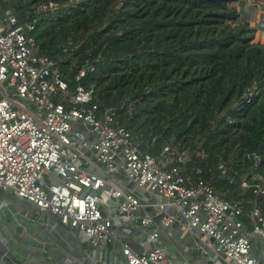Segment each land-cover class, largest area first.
<instances>
[{
	"label": "trees",
	"instance_id": "trees-1",
	"mask_svg": "<svg viewBox=\"0 0 264 264\" xmlns=\"http://www.w3.org/2000/svg\"><path fill=\"white\" fill-rule=\"evenodd\" d=\"M239 0H0L56 62L71 89H94L116 109L139 150L159 160L173 144L203 180L247 213L264 197V45L242 21ZM55 6L41 10L42 6ZM67 49V51H65ZM224 165L226 173L220 168ZM200 170V172H198Z\"/></svg>",
	"mask_w": 264,
	"mask_h": 264
},
{
	"label": "built area",
	"instance_id": "built-area-1",
	"mask_svg": "<svg viewBox=\"0 0 264 264\" xmlns=\"http://www.w3.org/2000/svg\"><path fill=\"white\" fill-rule=\"evenodd\" d=\"M34 31L0 5V189L75 230L93 256L115 245L123 264H191L162 244L163 229L180 223L211 244L213 264H264V248L256 254L253 243L264 242L262 211L247 213V230L240 205L188 177L189 154L173 144L159 160L141 152L118 111L101 109L81 83L94 67L81 69L71 89ZM244 186L264 197L263 183ZM133 221L145 236L138 250L129 241Z\"/></svg>",
	"mask_w": 264,
	"mask_h": 264
},
{
	"label": "crops",
	"instance_id": "crops-1",
	"mask_svg": "<svg viewBox=\"0 0 264 264\" xmlns=\"http://www.w3.org/2000/svg\"><path fill=\"white\" fill-rule=\"evenodd\" d=\"M236 8L242 21L256 30L255 41L264 45V0H239ZM129 241L142 249L144 234L133 221ZM255 253L264 242L254 239ZM162 244L168 255L179 262L213 264L215 250L198 231L180 223L163 229ZM79 241L75 230L58 222L50 213L24 202L9 190L0 189V264H123L120 247L109 245L97 250Z\"/></svg>",
	"mask_w": 264,
	"mask_h": 264
},
{
	"label": "water",
	"instance_id": "water-1",
	"mask_svg": "<svg viewBox=\"0 0 264 264\" xmlns=\"http://www.w3.org/2000/svg\"><path fill=\"white\" fill-rule=\"evenodd\" d=\"M25 202V201H24Z\"/></svg>",
	"mask_w": 264,
	"mask_h": 264
}]
</instances>
